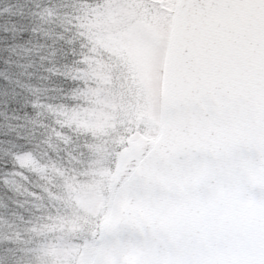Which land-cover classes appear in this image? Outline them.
<instances>
[{"label": "snow or ice", "instance_id": "1", "mask_svg": "<svg viewBox=\"0 0 264 264\" xmlns=\"http://www.w3.org/2000/svg\"><path fill=\"white\" fill-rule=\"evenodd\" d=\"M62 7L32 14V30L72 46L74 65L47 71L76 86L32 107L60 117L69 157L106 158L111 178L80 264H264V0ZM48 48L36 46L42 62ZM43 145L33 132L0 156L7 187Z\"/></svg>", "mask_w": 264, "mask_h": 264}, {"label": "trees", "instance_id": "2", "mask_svg": "<svg viewBox=\"0 0 264 264\" xmlns=\"http://www.w3.org/2000/svg\"><path fill=\"white\" fill-rule=\"evenodd\" d=\"M73 5L74 0H0V156L7 159L6 152L16 151L12 145L23 143L33 132L38 140L50 138L52 144L51 148L42 146L47 155L39 157L38 165L28 158L19 162L21 170L27 169L23 175L28 179L10 177L15 190L3 183L12 164L0 165V264H63L62 251L70 256L66 262L74 264L77 256L72 250L76 251L94 230L89 220L80 222L77 206L69 197L88 178L86 172L96 164V156L86 152L73 159L78 153L72 152L69 157L67 152L72 146H67L66 151V146L57 143L52 134V129L58 127L53 121L60 117L47 108L37 117L32 107L34 99L41 104H60V100L49 98L59 91H70L76 82L47 69L67 71L78 56L63 40L34 32L31 15L44 6H64L62 11L71 12ZM40 44L54 51L43 62V51H35ZM44 76L48 79H39ZM26 85L40 91L31 96ZM77 223L84 235L79 233Z\"/></svg>", "mask_w": 264, "mask_h": 264}, {"label": "rangeland", "instance_id": "3", "mask_svg": "<svg viewBox=\"0 0 264 264\" xmlns=\"http://www.w3.org/2000/svg\"><path fill=\"white\" fill-rule=\"evenodd\" d=\"M90 163L92 164L93 162L91 161ZM107 173L108 167L106 158L104 163L98 162L97 158L96 164L90 166L89 170L86 172L88 178L83 180L78 186L79 189L72 191L69 197L77 206V210L79 211L78 219L81 220L80 222L89 220V223L92 222L93 228H95L98 214L103 210L102 204L105 183H109L110 181V177ZM77 226L79 233L84 235L85 231L81 229L79 223H77ZM82 245L79 248H76V251L72 250L77 257ZM62 255L64 257L63 264H71L70 262H66V260L70 261V256H67L65 251H62ZM74 264H76V262Z\"/></svg>", "mask_w": 264, "mask_h": 264}, {"label": "water", "instance_id": "4", "mask_svg": "<svg viewBox=\"0 0 264 264\" xmlns=\"http://www.w3.org/2000/svg\"><path fill=\"white\" fill-rule=\"evenodd\" d=\"M111 182V178H110V181L109 183ZM83 255V251H82V247L80 249V252H79V255L77 257V260H76V264H80V260H81V256ZM133 259H135V257H132Z\"/></svg>", "mask_w": 264, "mask_h": 264}]
</instances>
